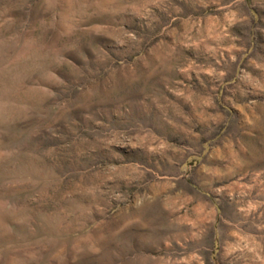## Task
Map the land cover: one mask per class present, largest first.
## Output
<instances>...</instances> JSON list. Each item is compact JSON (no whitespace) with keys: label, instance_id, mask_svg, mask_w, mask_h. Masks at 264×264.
I'll return each instance as SVG.
<instances>
[{"label":"rangeland","instance_id":"374dc122","mask_svg":"<svg viewBox=\"0 0 264 264\" xmlns=\"http://www.w3.org/2000/svg\"><path fill=\"white\" fill-rule=\"evenodd\" d=\"M0 264H264V0H0Z\"/></svg>","mask_w":264,"mask_h":264}]
</instances>
